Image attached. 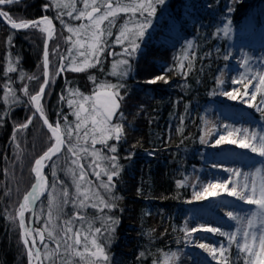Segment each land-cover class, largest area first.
Listing matches in <instances>:
<instances>
[{
	"label": "trees",
	"instance_id": "16d2710c",
	"mask_svg": "<svg viewBox=\"0 0 264 264\" xmlns=\"http://www.w3.org/2000/svg\"><path fill=\"white\" fill-rule=\"evenodd\" d=\"M263 2L166 0L165 5L158 7L153 27L148 30L141 49L131 61V70L124 78L109 75L113 60L120 57L107 53L102 58L103 70L98 65L85 72L65 71L52 78L51 73L60 63L59 54H67L64 38L69 33L56 19L57 9L51 6V0H19V3L0 5V10L17 21L34 20L44 15L53 19L56 33L48 45L50 83L41 101L49 122L59 120L63 125L65 116L68 122L75 120L73 108L61 96L69 97V89L91 95L94 84L90 76H94L97 83L107 80L124 85L121 94L125 98L120 112L124 116L126 138L117 144L116 153L123 170L114 178V194L121 199L116 201L118 207L109 212L119 219L108 248L112 264H153L154 260L163 264L164 253H177L186 246L188 236L183 228L191 211L187 201L192 200L194 188L189 184L178 187L177 182L204 164L206 143H201V137L204 136L205 121L208 122L212 106L223 98L212 93L222 91L217 80L221 72L234 66L233 61H225L223 55L232 53L251 11ZM45 5L49 7L45 9ZM77 6H81L79 0ZM229 7L231 12L227 11ZM226 17L231 20L232 35L230 38L217 37L215 32L227 22ZM64 19L73 25L83 22L70 20L67 16ZM123 22L124 17L117 19L111 39L115 38ZM188 41L194 42L196 47L192 71L185 78L176 65ZM44 45L45 34L39 30L12 29L0 18V264H29L21 229L8 217L15 215L24 194L35 182L34 161L51 144V134L38 115L26 129L16 131V126L25 123L35 111L22 89L27 86L30 94L39 91L45 79ZM57 45L59 53L53 51ZM111 50L119 53L121 47L114 45ZM10 60L17 71L6 73ZM160 75L165 76L167 83L147 82ZM6 84L15 89L16 103L4 102ZM72 98L79 99L78 96ZM118 120L119 115L113 122ZM13 135L19 149L12 141ZM129 153L134 155L126 159ZM53 161H57V157L48 161L45 168L49 184L53 181ZM64 166V160L60 159L57 175L71 188L70 178L61 170ZM41 200L46 208L47 193ZM73 211L71 205L65 208L68 215ZM88 213L95 215V210L89 209ZM29 215L27 213V218ZM42 223V220L34 221V227H40ZM141 252L145 253L144 257H140ZM231 257H236L234 246Z\"/></svg>",
	"mask_w": 264,
	"mask_h": 264
},
{
	"label": "snow or ice",
	"instance_id": "6c2138e0",
	"mask_svg": "<svg viewBox=\"0 0 264 264\" xmlns=\"http://www.w3.org/2000/svg\"><path fill=\"white\" fill-rule=\"evenodd\" d=\"M13 3H19V0H0V5ZM79 3L80 7L77 6V0H51V6L57 9L56 19L69 33L64 38L68 45L67 54H59L60 63L51 73V77L54 78L65 71L85 72L98 65L103 70L102 58L105 57V53L120 57L113 60L109 75L117 78L127 77L132 59L141 49L148 30L153 27L158 7L165 5L166 0H79ZM44 7L47 9L49 5ZM227 11L231 12V7ZM65 16L70 20L83 22L73 25L64 19ZM121 16L124 17V22L119 26L115 38L111 39L112 29L116 27V21ZM0 18H5L12 29H35L45 34L43 52L45 79L35 94H30L27 86L23 87L22 91L29 97L28 102L35 111L25 123L16 126V131L26 129L38 115L51 134L50 146L34 161L32 172L35 175V183L24 194L15 215L10 214L8 218L21 229V240L29 264H33V261L35 264H112L108 248L119 219L109 215V212L118 207L116 201L121 199L114 194V178L119 177L123 170L116 153L117 144L126 138L124 116L120 112L125 98L121 94L124 85L107 80L97 83L96 78L90 76L89 79L94 84L91 95L69 89V97L61 96V99H66L68 106L73 108L75 120L68 122L65 116L63 125L59 120L55 123L49 122L41 101L45 95V88L50 83L48 41L52 40L56 33L53 19L44 15L36 20L17 21L3 10H0ZM225 19L227 22L215 32L217 37L230 38L232 35L231 20L228 17ZM8 42L11 43V37ZM114 45H119L121 52L112 51ZM195 47L194 42L188 41L184 45L181 57L178 58L176 69L185 78L193 68ZM53 51L59 53V46L57 45ZM231 58L230 52L223 55L225 61ZM255 60L256 58L248 52L242 51L237 61V75L232 78L231 83L241 85L244 88L243 93L237 88L214 91L212 95H222L233 101L241 99L249 107L264 113V68L256 67ZM260 63L264 64V58H261ZM15 71L17 69L14 62L10 60L6 73ZM157 81L167 83L164 75L147 82L155 84ZM217 83L222 88L225 81L218 78ZM5 88L4 102L16 103L15 89L10 84H6ZM76 96L79 99L72 98ZM258 96L259 103H253L257 101ZM117 115L119 120L114 123L113 117ZM207 124L206 120L201 143H208L214 136L211 147L221 144L238 145L239 148L249 150L261 159L258 166L248 171L241 168L225 169L231 176L224 181L208 182L199 190H195L193 186L194 199L217 197L223 191L228 196L255 208L246 212L229 211L226 215L235 223L232 231L204 224L189 228L187 221L183 231L188 237L198 231L224 237L225 242L219 246L198 244V247L217 261V264H264V128L236 127L231 124L213 125L209 128ZM12 141L16 142L15 135ZM16 144L19 149V143ZM133 155L134 153H129L125 158L131 159ZM53 157H57V161H53L51 170L53 181L49 184L43 170L48 167V161H52ZM17 158L20 159L19 153ZM60 159L64 160L65 166L61 170L70 178L71 188L57 175L56 166ZM213 167L219 166L214 164ZM177 183L178 187H183L186 181L181 180ZM229 184L232 185L231 188ZM46 193L45 208L41 197ZM69 205L74 209L71 215L65 212ZM89 209L95 210V215H89ZM26 213L31 214L30 221L42 220V225L29 227L26 224ZM233 246L236 249L235 259L231 257ZM139 255L144 257L145 253L141 252ZM178 260L177 253H164L163 264H173ZM153 264H157V261L154 260Z\"/></svg>",
	"mask_w": 264,
	"mask_h": 264
},
{
	"label": "rangeland",
	"instance_id": "374dc122",
	"mask_svg": "<svg viewBox=\"0 0 264 264\" xmlns=\"http://www.w3.org/2000/svg\"><path fill=\"white\" fill-rule=\"evenodd\" d=\"M239 34L231 53L234 66L226 68L223 71V76H220V79L225 81L222 91L238 88L243 93L244 88L241 85L231 83L232 78L237 75V61L240 59L242 51L248 52L256 58L254 61L256 67L264 68V64L260 63L261 58H264V2L251 11ZM249 91H251V86H249ZM221 97L223 98L212 106L208 114L209 128L220 124L264 128V113L249 107L241 99L233 101L222 95ZM244 99H247V97H244ZM259 100L260 97L258 96L257 101L253 103H259ZM205 139H208V137H205ZM214 139L213 136L206 143L204 164L195 167L193 172L184 179L185 184L195 186L196 190H199L203 184L208 182L228 179L231 173L225 171V169L241 168L248 171L258 166L261 159L256 154L250 153L249 150L239 148L238 145L221 144L211 147V141ZM214 164L219 167L214 168ZM231 187L232 185L229 184V188ZM190 204L191 211L186 217L189 228L204 224L211 227H220L225 231H232L235 228V223L226 215L229 211L246 212L255 208V206L247 205L235 197L228 196L223 191L217 197L202 200H196L193 197ZM25 218L26 224L29 226L27 213ZM199 232L200 234L196 232L187 238L186 246L177 252L178 256H183L188 262L194 264H217V261L213 260L211 255L204 249L192 248L191 245L204 243L219 246L220 243L225 242V238L210 232ZM33 264H35V261H33Z\"/></svg>",
	"mask_w": 264,
	"mask_h": 264
},
{
	"label": "bare ground",
	"instance_id": "6f19581e",
	"mask_svg": "<svg viewBox=\"0 0 264 264\" xmlns=\"http://www.w3.org/2000/svg\"><path fill=\"white\" fill-rule=\"evenodd\" d=\"M197 233L200 234L199 231ZM194 242H195V240H194ZM191 247L196 248V249H202V248L198 247V245H195V244H192ZM174 264H194V263L188 262L183 256H180L179 260L175 261Z\"/></svg>",
	"mask_w": 264,
	"mask_h": 264
},
{
	"label": "water",
	"instance_id": "95a60500",
	"mask_svg": "<svg viewBox=\"0 0 264 264\" xmlns=\"http://www.w3.org/2000/svg\"><path fill=\"white\" fill-rule=\"evenodd\" d=\"M39 18H41V17H39ZM6 24H8L9 26H11L8 22H7V20L5 19V18H1ZM38 19V18H37ZM34 20H36V19H34ZM48 45H49V41H48ZM45 46V45H44ZM49 73H50V63H49ZM115 118V116L113 117V119ZM46 168V167H45ZM45 168H44V174H45ZM35 183V182H34ZM33 183V184H34ZM30 216H31V214H30ZM34 226V220H29V227H33ZM38 246V245H37Z\"/></svg>",
	"mask_w": 264,
	"mask_h": 264
}]
</instances>
